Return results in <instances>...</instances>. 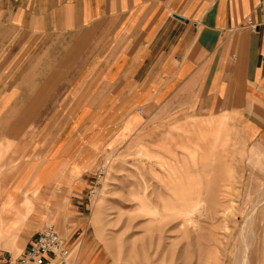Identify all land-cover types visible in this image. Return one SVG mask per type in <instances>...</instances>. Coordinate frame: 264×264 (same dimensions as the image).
Listing matches in <instances>:
<instances>
[{
  "label": "crops",
  "instance_id": "obj_1",
  "mask_svg": "<svg viewBox=\"0 0 264 264\" xmlns=\"http://www.w3.org/2000/svg\"><path fill=\"white\" fill-rule=\"evenodd\" d=\"M194 113L264 146V0H0V249L24 225L0 264L39 231L25 206L80 223L103 154ZM90 245L80 264H101Z\"/></svg>",
  "mask_w": 264,
  "mask_h": 264
},
{
  "label": "rangeland",
  "instance_id": "obj_2",
  "mask_svg": "<svg viewBox=\"0 0 264 264\" xmlns=\"http://www.w3.org/2000/svg\"><path fill=\"white\" fill-rule=\"evenodd\" d=\"M225 117L194 113L147 126L99 159L93 173L99 165L106 172L83 203L84 220L67 223L68 203H32L24 208L33 233L77 230L81 246L66 264H80L84 242L101 264H264V146L247 145L237 117ZM200 202L194 224L189 213ZM20 225L0 254L19 255Z\"/></svg>",
  "mask_w": 264,
  "mask_h": 264
},
{
  "label": "built area",
  "instance_id": "obj_3",
  "mask_svg": "<svg viewBox=\"0 0 264 264\" xmlns=\"http://www.w3.org/2000/svg\"><path fill=\"white\" fill-rule=\"evenodd\" d=\"M251 32H255L257 26L247 22ZM106 166L99 165L95 168L94 182L88 192V199L96 197V187L99 179L105 174ZM69 250L60 233L54 226L48 225L38 231L34 239L29 243L17 260V264H66Z\"/></svg>",
  "mask_w": 264,
  "mask_h": 264
},
{
  "label": "bare ground",
  "instance_id": "obj_4",
  "mask_svg": "<svg viewBox=\"0 0 264 264\" xmlns=\"http://www.w3.org/2000/svg\"><path fill=\"white\" fill-rule=\"evenodd\" d=\"M191 209V208H190ZM205 212V207H204V204L203 203H196L192 206V211H191V214L189 213L190 215V222L196 224V221H195V217H197V215H200L201 213H204ZM188 214V213H187ZM246 239V238H245ZM244 240V239H243ZM246 241V240H245ZM247 242H246V246H247ZM247 251V250H246Z\"/></svg>",
  "mask_w": 264,
  "mask_h": 264
}]
</instances>
